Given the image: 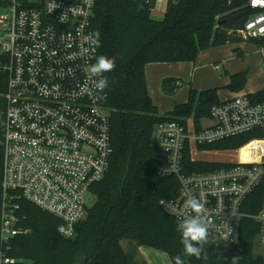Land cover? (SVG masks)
Returning a JSON list of instances; mask_svg holds the SVG:
<instances>
[{"label": "built area", "instance_id": "built-area-1", "mask_svg": "<svg viewBox=\"0 0 264 264\" xmlns=\"http://www.w3.org/2000/svg\"><path fill=\"white\" fill-rule=\"evenodd\" d=\"M147 5L151 0H144ZM177 0H166L173 3ZM239 2L248 12L234 34L247 41L264 37V0ZM95 0H47L40 8L19 0H0V68L7 75L3 123L0 264L13 263L10 243L23 229L15 215L19 197L59 220L57 232L68 238L86 216V195L108 171L112 154L106 92L97 91L90 67L97 48L89 36ZM264 68V44L258 46ZM88 81V90L80 87ZM199 129L178 121L157 123L154 145L166 161L154 165L161 176H174L178 195L160 201L161 208L181 221L194 215L185 201L204 205L210 233L223 245L238 239V222L252 219L255 260L264 264V195L254 213L245 212L248 196L264 179V138H253L240 148L238 160L227 167L185 172L187 145H206L264 128V100L237 94L211 107ZM225 237H228L225 240Z\"/></svg>", "mask_w": 264, "mask_h": 264}, {"label": "trees", "instance_id": "trees-1", "mask_svg": "<svg viewBox=\"0 0 264 264\" xmlns=\"http://www.w3.org/2000/svg\"><path fill=\"white\" fill-rule=\"evenodd\" d=\"M24 7L40 8L47 0H19ZM233 4L237 9H231ZM226 0H177L170 3L160 19L150 16L144 0H95L91 28L100 33L96 57L116 58L106 92L109 109L112 154L103 179L90 187L93 205L75 225L77 239L70 241L57 232L59 220L50 213L17 197L15 215L23 229L10 243V264H135L132 252H125L119 240L136 247L149 246L167 253L171 263L180 255L185 264H229L226 258L241 257L239 264L255 260L254 237L257 225L250 218L238 222V239L233 245H206L207 259L184 256L177 225L180 222L160 206L163 199L178 195L174 176H161L154 165L166 161L163 151L152 144L154 126L162 121H178L192 116L196 129L219 103L215 88H190L187 100L160 114L148 94L144 68L151 62H193L200 50L242 41L233 32L242 26L248 12L239 2ZM231 9V10H230ZM256 46L264 37L249 39ZM5 56L0 54V65ZM245 72L230 75L228 88L240 90ZM7 75L0 68V210L2 205L3 123ZM173 83V84H172ZM184 82L162 80V89L172 94ZM254 101L264 100V89L252 93ZM264 138V128L224 138L207 145L237 146L245 139ZM183 152L185 172L214 170L215 163H193ZM186 167V166H185ZM184 167V168H185ZM264 195V179L248 196L245 212L257 211ZM144 264V263H143Z\"/></svg>", "mask_w": 264, "mask_h": 264}, {"label": "crops", "instance_id": "crops-1", "mask_svg": "<svg viewBox=\"0 0 264 264\" xmlns=\"http://www.w3.org/2000/svg\"><path fill=\"white\" fill-rule=\"evenodd\" d=\"M164 2L166 0H151L150 11L153 12L151 7L161 8ZM239 72L246 74L244 86L232 91L228 88L230 75ZM144 73L148 94L160 114L172 110L176 104L184 103L190 88L197 91L215 88L219 101L237 94L251 95L264 89L261 56L258 46L250 41L200 50L193 62L147 63ZM165 78L175 84L181 81L184 84L174 89L172 94H167L162 89V80ZM137 258L146 264H172L167 253L149 246H138Z\"/></svg>", "mask_w": 264, "mask_h": 264}, {"label": "clouds", "instance_id": "clouds-1", "mask_svg": "<svg viewBox=\"0 0 264 264\" xmlns=\"http://www.w3.org/2000/svg\"><path fill=\"white\" fill-rule=\"evenodd\" d=\"M89 39L91 43L100 46V33L93 32ZM116 67V58H109L105 55L96 57V61L90 67L92 77H101L95 81L94 87L97 91L103 93L109 87L110 81L104 73L112 72ZM88 90V81L86 80L80 87V91ZM185 208L191 209L194 215L183 218L177 225V231L180 233V244L183 247L184 256L195 257L197 259H207L206 245L215 243L214 238H211V233L204 213V205L196 198H191L185 201ZM260 217L264 218V212L260 213ZM228 237H225L227 240ZM229 264H239L241 257L233 255L230 259L226 258ZM174 264H185V260L177 255L174 258Z\"/></svg>", "mask_w": 264, "mask_h": 264}, {"label": "rangeland", "instance_id": "rangeland-1", "mask_svg": "<svg viewBox=\"0 0 264 264\" xmlns=\"http://www.w3.org/2000/svg\"><path fill=\"white\" fill-rule=\"evenodd\" d=\"M169 5L170 3L164 2L161 8L151 7V10L153 12L150 11V16L154 19H160L162 17L161 14L165 12V10L168 8ZM232 6L233 7L231 9L238 8V5L236 4H233ZM223 92L224 91H222V93ZM182 121L187 129L191 131L196 129V124L192 116L183 118ZM203 124H206L205 118L199 121V127H201ZM250 140L251 139H247V140L245 139V141L243 140L242 142H240V144H237V146H223V145L215 146V145H207V144L200 145V144L191 143L187 145V147L185 148V153L187 155L186 157L193 163L196 162L204 163V164L215 163L217 165L213 168L218 169L234 164L238 160L240 148ZM185 166H184L185 168H183L184 170L193 169L191 167L189 168L188 165ZM94 201H95L94 195L88 193L86 195V207L87 208L91 207ZM119 246L125 252H132L133 262L135 264H143V263L146 264L144 261L137 258V247L134 245V242L129 241L127 239H121L119 240Z\"/></svg>", "mask_w": 264, "mask_h": 264}, {"label": "water", "instance_id": "water-1", "mask_svg": "<svg viewBox=\"0 0 264 264\" xmlns=\"http://www.w3.org/2000/svg\"><path fill=\"white\" fill-rule=\"evenodd\" d=\"M152 144L154 145L153 141H152ZM67 239L70 241H75L77 239V234L75 233L74 235L68 237Z\"/></svg>", "mask_w": 264, "mask_h": 264}]
</instances>
